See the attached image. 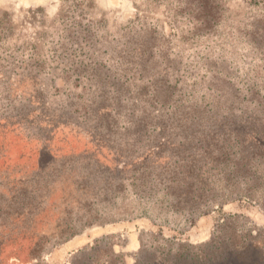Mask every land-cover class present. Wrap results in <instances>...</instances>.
I'll return each mask as SVG.
<instances>
[{"label": "rangeland", "instance_id": "1", "mask_svg": "<svg viewBox=\"0 0 264 264\" xmlns=\"http://www.w3.org/2000/svg\"><path fill=\"white\" fill-rule=\"evenodd\" d=\"M0 18V264H264V0Z\"/></svg>", "mask_w": 264, "mask_h": 264}, {"label": "trees", "instance_id": "2", "mask_svg": "<svg viewBox=\"0 0 264 264\" xmlns=\"http://www.w3.org/2000/svg\"><path fill=\"white\" fill-rule=\"evenodd\" d=\"M5 23H4V20H1V18H0V33H3L4 32V30L6 29V26H4V27H2L1 25H4ZM20 138V137H19ZM19 140V139H18ZM22 139L20 138V140H19V142L18 143H16V141H14V140H10V141H8V145H10V146H12L15 150H17V151H19L21 154H22V156H24L23 155V153L24 152H30V153H32L31 155H30V158H31V160H32V162L31 163H27V165H31L33 168H38V167H40V161H41V155L42 154H44L45 152H43V150H42V148H40L39 150L32 144V142L33 141H29V140H27V141H21ZM34 154H38V155H34ZM35 156H38V158H39V161H38V159H37V157H35ZM20 158H21V155L19 156ZM25 157V156H24ZM26 158V157H25ZM2 159H5L4 158V156L2 157ZM6 160H4V162H5ZM126 168V164H125V167H124V169ZM179 173V172H178ZM181 174V173H180ZM189 174H191L192 175V173H189ZM138 175L136 174L135 175V180H140V177H137ZM184 176V175H183ZM199 175H197V177H198ZM165 181H166V179L164 178V179H161L160 180V182L162 183V184H165ZM191 185H192V187H190L189 189H193V183H191ZM165 188H170V187H167V186H165ZM27 192V194L29 193L28 191H26ZM196 190L195 191H191V190H188L187 191V193L185 194L186 196H190V197H188V199H189V201H194V199H195V197L197 196V194H196ZM175 198H176V203L174 204V207H176L175 208V211L177 210V208H179V207H181V206H183V205H189L188 204V202L186 201L187 200V198H185V196H182V195H180V196H175ZM31 205H33L32 203H31ZM196 209H198V208H194L193 210L194 211H196ZM191 211H192V209H190ZM33 213L34 211H28L27 212V215H30V213ZM191 214H193V213H191Z\"/></svg>", "mask_w": 264, "mask_h": 264}]
</instances>
